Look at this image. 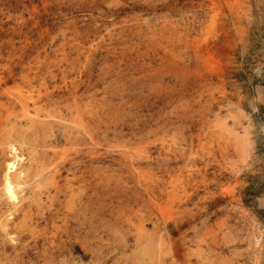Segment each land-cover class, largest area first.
Masks as SVG:
<instances>
[{
    "label": "rangeland",
    "instance_id": "rangeland-1",
    "mask_svg": "<svg viewBox=\"0 0 264 264\" xmlns=\"http://www.w3.org/2000/svg\"><path fill=\"white\" fill-rule=\"evenodd\" d=\"M262 196L264 0H0V264H261Z\"/></svg>",
    "mask_w": 264,
    "mask_h": 264
},
{
    "label": "crops",
    "instance_id": "crops-1",
    "mask_svg": "<svg viewBox=\"0 0 264 264\" xmlns=\"http://www.w3.org/2000/svg\"><path fill=\"white\" fill-rule=\"evenodd\" d=\"M259 203L261 204V205H264V196H262V197H260V199H259ZM260 208H261V214H260V222L262 223V225L264 226V206H260ZM261 255H262V263L261 264H264V249H263V251H262V253H261Z\"/></svg>",
    "mask_w": 264,
    "mask_h": 264
},
{
    "label": "bare ground",
    "instance_id": "bare-ground-1",
    "mask_svg": "<svg viewBox=\"0 0 264 264\" xmlns=\"http://www.w3.org/2000/svg\"><path fill=\"white\" fill-rule=\"evenodd\" d=\"M34 119V118H33ZM40 119V118H39ZM32 121V120H31ZM35 123V122H34ZM10 184V183H9ZM14 188V187H13ZM13 188H12V186H10V188H9V191H12L13 192ZM14 196V195H13ZM14 199H16V197L14 196Z\"/></svg>",
    "mask_w": 264,
    "mask_h": 264
}]
</instances>
